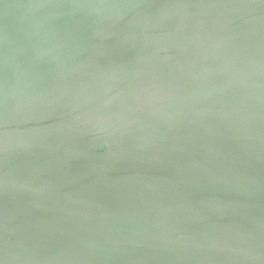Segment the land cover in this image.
<instances>
[{"label":"water","instance_id":"water-1","mask_svg":"<svg viewBox=\"0 0 264 264\" xmlns=\"http://www.w3.org/2000/svg\"><path fill=\"white\" fill-rule=\"evenodd\" d=\"M0 264H264V0H0Z\"/></svg>","mask_w":264,"mask_h":264}]
</instances>
